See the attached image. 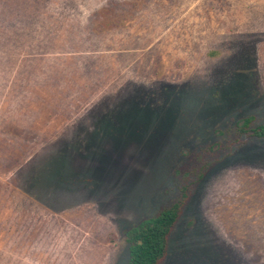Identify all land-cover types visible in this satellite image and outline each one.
I'll use <instances>...</instances> for the list:
<instances>
[{"label":"rangeland","instance_id":"obj_1","mask_svg":"<svg viewBox=\"0 0 264 264\" xmlns=\"http://www.w3.org/2000/svg\"><path fill=\"white\" fill-rule=\"evenodd\" d=\"M262 124L264 0H0V264H128L185 191L163 264H264Z\"/></svg>","mask_w":264,"mask_h":264},{"label":"trees","instance_id":"obj_2","mask_svg":"<svg viewBox=\"0 0 264 264\" xmlns=\"http://www.w3.org/2000/svg\"><path fill=\"white\" fill-rule=\"evenodd\" d=\"M249 121L250 119H246L242 128L247 126ZM253 133L256 137L264 138V124L255 127ZM187 196L185 191L182 199L172 206L127 231L130 249L128 264H163L169 253L171 235L185 209Z\"/></svg>","mask_w":264,"mask_h":264}]
</instances>
